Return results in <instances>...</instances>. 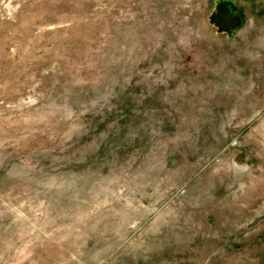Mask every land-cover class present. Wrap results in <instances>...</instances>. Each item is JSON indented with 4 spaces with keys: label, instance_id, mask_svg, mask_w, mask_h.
Returning <instances> with one entry per match:
<instances>
[{
    "label": "rangeland",
    "instance_id": "374dc122",
    "mask_svg": "<svg viewBox=\"0 0 264 264\" xmlns=\"http://www.w3.org/2000/svg\"><path fill=\"white\" fill-rule=\"evenodd\" d=\"M0 264H264V0H0Z\"/></svg>",
    "mask_w": 264,
    "mask_h": 264
}]
</instances>
